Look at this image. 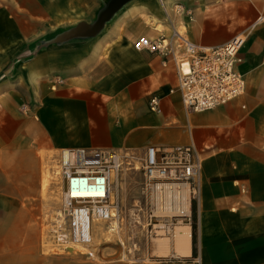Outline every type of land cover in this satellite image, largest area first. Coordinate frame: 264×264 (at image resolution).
Here are the masks:
<instances>
[{"label": "crops", "instance_id": "1", "mask_svg": "<svg viewBox=\"0 0 264 264\" xmlns=\"http://www.w3.org/2000/svg\"><path fill=\"white\" fill-rule=\"evenodd\" d=\"M174 2L193 10L194 43L244 37L242 95L187 112L170 92L173 64L132 47L169 32ZM263 57L264 0H0V264H59L40 252L26 205L42 158L73 147L143 157L150 145H192L202 165L189 253L146 264H264Z\"/></svg>", "mask_w": 264, "mask_h": 264}, {"label": "built area", "instance_id": "2", "mask_svg": "<svg viewBox=\"0 0 264 264\" xmlns=\"http://www.w3.org/2000/svg\"><path fill=\"white\" fill-rule=\"evenodd\" d=\"M171 16L173 20L168 14V33L159 29L155 37L140 35L132 47L158 55L163 66L173 64L177 83L170 92H179L186 111H206L242 95L245 79L238 66L242 62L239 51L244 37L238 35L221 45L204 47L194 43L187 29L183 31L181 23H177L185 26L191 22L193 10L174 2ZM157 99H150L154 108ZM127 155L106 148L60 149L61 206L51 228L56 243L86 245L91 242L95 221L119 222L120 210L112 198L111 185ZM201 165L202 158L192 145L146 148L140 159L144 207L135 204L132 215L133 224L144 231L145 238L170 234L183 222L191 227Z\"/></svg>", "mask_w": 264, "mask_h": 264}, {"label": "rangeland", "instance_id": "3", "mask_svg": "<svg viewBox=\"0 0 264 264\" xmlns=\"http://www.w3.org/2000/svg\"><path fill=\"white\" fill-rule=\"evenodd\" d=\"M179 27V26H177ZM160 29L161 26H159ZM180 28L186 30L182 23ZM86 25L81 23L75 31L86 34ZM164 30H166L164 28ZM146 35V34H139ZM133 38L131 41L135 40ZM140 159L138 155L128 153L125 157L122 170L111 185L113 200L119 208V222H103L105 232L93 238V243L75 247L74 243L67 246L58 244L52 235V222L59 213L60 202V179L55 174L58 170L57 157L52 161L41 159V179L40 191L35 197L27 198L26 205L31 210V222L34 228V239L38 242L40 252L43 255L57 257L59 264L61 260L73 262V264H108L109 262H123L127 264H146L151 259H173L180 255H175L174 241L172 233L158 234L151 240L145 238L144 231L133 224L134 206L144 207V197L142 195L143 174L140 170ZM52 164V165H51ZM51 165L50 169L49 166ZM50 170L51 175L47 173ZM136 204V205H135ZM185 224L179 223L177 225ZM188 226V225H187ZM194 226V227H193ZM194 220L190 227L192 244L195 241ZM163 237L169 245L166 254H159L160 251L155 246V241ZM82 252V253H81Z\"/></svg>", "mask_w": 264, "mask_h": 264}, {"label": "bare ground", "instance_id": "4", "mask_svg": "<svg viewBox=\"0 0 264 264\" xmlns=\"http://www.w3.org/2000/svg\"><path fill=\"white\" fill-rule=\"evenodd\" d=\"M46 159L51 162L52 156L48 155ZM51 165L49 166V169H50ZM56 167L58 168V163H57ZM47 173L49 175H51L50 170H48ZM55 174L57 176L59 175L58 170L55 171ZM103 222L104 221H102V220H98V221L94 222L92 239H91L92 243H93V238H95L98 235L99 236L103 235V233L105 232V226L103 225L104 224ZM114 223L116 224L117 222L115 221ZM172 238L174 241V248L173 249H174L175 255H186L189 253V245H190V238H191V232H190L189 226H187L185 224L184 225L183 224L176 225L172 230ZM74 245H75V247H78V248L84 247L82 244L74 243ZM155 246L160 251L159 254L163 255L169 251V245H168L166 239L163 237H160L155 241Z\"/></svg>", "mask_w": 264, "mask_h": 264}, {"label": "trees", "instance_id": "5", "mask_svg": "<svg viewBox=\"0 0 264 264\" xmlns=\"http://www.w3.org/2000/svg\"><path fill=\"white\" fill-rule=\"evenodd\" d=\"M195 203L192 205V210L194 211ZM194 227V226H193ZM193 254H195L194 246H193Z\"/></svg>", "mask_w": 264, "mask_h": 264}]
</instances>
